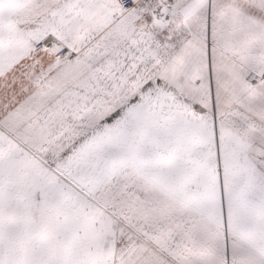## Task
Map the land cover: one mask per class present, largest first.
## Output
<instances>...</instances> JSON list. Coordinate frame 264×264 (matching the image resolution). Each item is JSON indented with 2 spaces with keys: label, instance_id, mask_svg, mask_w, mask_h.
Returning <instances> with one entry per match:
<instances>
[{
  "label": "snow or ice",
  "instance_id": "snow-or-ice-1",
  "mask_svg": "<svg viewBox=\"0 0 264 264\" xmlns=\"http://www.w3.org/2000/svg\"><path fill=\"white\" fill-rule=\"evenodd\" d=\"M0 264H264V0H0Z\"/></svg>",
  "mask_w": 264,
  "mask_h": 264
}]
</instances>
